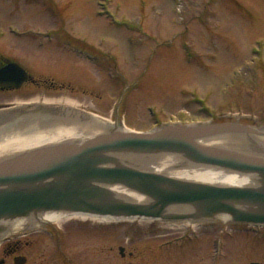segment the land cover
Masks as SVG:
<instances>
[{"label":"rangeland","instance_id":"374dc122","mask_svg":"<svg viewBox=\"0 0 264 264\" xmlns=\"http://www.w3.org/2000/svg\"><path fill=\"white\" fill-rule=\"evenodd\" d=\"M0 55L38 83L0 93V109L51 104L55 114L70 103L139 131L212 117L264 123V0H0ZM130 68L118 80L115 70ZM52 224L60 239L40 224L30 264H264V226L91 216Z\"/></svg>","mask_w":264,"mask_h":264},{"label":"water","instance_id":"95a60500","mask_svg":"<svg viewBox=\"0 0 264 264\" xmlns=\"http://www.w3.org/2000/svg\"><path fill=\"white\" fill-rule=\"evenodd\" d=\"M27 78L17 63L0 68L1 88H19ZM36 107L32 111L23 107L0 111V129L12 128L16 121L11 119L16 117L22 118L23 127L34 129L45 106ZM57 108L61 113L64 110L82 115L84 125L75 128L83 138L23 149L0 158V234L4 230L2 221L31 220L58 210L117 220L195 223L224 215L234 223L264 225V124L248 125L236 120L165 123L135 131L115 119L114 125L105 129L107 122L94 114L70 106ZM28 119L33 121L26 124ZM89 128L95 133L91 134ZM203 140H222L225 145L206 144ZM158 152L184 158L190 165H209L247 175L253 183L213 185L121 161L126 156ZM110 186H122L143 199L118 198ZM118 249L124 253V247ZM18 259L16 264H20Z\"/></svg>","mask_w":264,"mask_h":264},{"label":"bare ground","instance_id":"6f19581e","mask_svg":"<svg viewBox=\"0 0 264 264\" xmlns=\"http://www.w3.org/2000/svg\"><path fill=\"white\" fill-rule=\"evenodd\" d=\"M35 105V104H34ZM66 107L72 106L70 103H64ZM54 107L53 105H48L44 107L45 110H49V108ZM56 110V109H54ZM61 112H46L52 114V122H43L34 129H30L26 126H17L18 123H14L15 125L12 128H8L2 132H0V158L12 153L18 152L23 149H31L35 147H39L45 144L56 143L60 141H79L83 138V136L79 135L80 131L77 126L84 125V121L82 115L78 116L70 111H62ZM45 121V118L39 116V120ZM48 118V116L46 117ZM19 118H12V121H17ZM30 121H33L31 119ZM107 125L105 129L108 127H112L114 122L106 121ZM28 121H26V124ZM65 123H72L71 127H65ZM21 124H25L22 122ZM73 127V128H72ZM104 129V130H105ZM89 132L94 134L93 128H89ZM202 142L206 144L220 145L224 146V142L222 140H203ZM129 157V159H128ZM126 156L125 158H121L123 162L132 163L135 166L143 168L145 170H150L154 172H159L162 174H166L171 177L179 178V179H187L192 181H198L203 183H209L213 185L220 186H244L251 185L253 183L252 179L247 175H242L240 173L232 172L229 170H225L219 167L209 166V165H190L187 164V160L181 157H178L174 154L167 153H153L147 155H136V156ZM129 160V161H128ZM109 189L112 190V193L118 198L127 199V200H142L143 198L138 194L125 189L122 186H110ZM175 210H181L180 207H175ZM88 216L82 213L69 212L64 210L58 211H48L40 215L36 218L35 223H53L60 220H64L67 218L73 217H85ZM99 220L108 219L106 217H96ZM217 219L221 221H226L227 216L220 215ZM28 219L23 218H13L6 221H2V225L4 230L1 232L0 237L9 235L16 230H18ZM184 224V223H182Z\"/></svg>","mask_w":264,"mask_h":264},{"label":"flooded vegetation","instance_id":"af4514ba","mask_svg":"<svg viewBox=\"0 0 264 264\" xmlns=\"http://www.w3.org/2000/svg\"><path fill=\"white\" fill-rule=\"evenodd\" d=\"M68 37V36H67ZM81 44H83V46H89V45H87L86 43H84V41L83 42H81ZM74 48L72 49V51L74 52ZM103 53H104V56L103 57H105L106 55H108V53L107 52H104V51H102ZM101 52V53H102ZM87 54H88V56H90L91 54H89L88 52H87ZM103 55V54H102ZM87 55H86V57H88ZM102 57V58H103ZM107 58H110L109 56H107ZM112 58V60H111V63L112 64H114L115 63V61H114V57L112 56L111 57ZM122 59H124L125 61H126V57H122ZM130 61V62H129ZM10 62H17V61H11V60H9V59H7L6 57H4L3 55H0V68L1 67H3L4 65H6V64H8V63H10ZM128 63H132L133 61H131V60H128L127 61ZM18 63V62H17ZM19 64V63H18ZM20 65V64H19ZM102 68H105L104 66H102ZM25 69V68H24ZM26 70V69H25ZM26 72H27V70H26ZM115 73L117 74V78H118V80L119 79H121V80H126V76H128L129 78H130V75H131V68H130V71H129V73H122V72H119V71H117V70H115ZM27 74H28V79L25 81V82H23L22 83V85H21V87H23V85L24 84H34V85H37L38 83H37V81H35L30 75H29V73L27 72ZM143 83V82H142ZM21 87H19V88H21ZM18 88V89H19ZM11 90H15V89H6V88H1L0 87V93H5V92H8V91H11ZM127 100V99H126ZM125 100V101H126ZM30 107H32V108H30V107H26L25 109L27 110V111H32L33 109H35V105H29ZM121 107H122V103H121V105L119 104V102H117V109H115V110H117V111H121ZM119 117V116H118ZM228 118V117H227ZM105 119V118H104ZM115 119H117V116H115L114 117V120L113 121H115ZM211 120H215V121H219V120H221L222 118H220L219 119V117H217V118H210ZM106 120H108V119H106ZM244 120H246V121H251V123L252 124H258V123H260L261 121H257V120H255L254 118H248V119H246V118H244ZM19 121L20 122H22V118H20L19 119ZM110 121V120H109ZM112 121V122H113ZM16 123H18L17 121H16ZM261 124H264V123H261ZM15 124H13V126H14ZM6 129H8L7 128V126H6V128H5V126L4 127H2L1 129H0V132H2V131H4V130H6ZM53 223H56V222H53ZM32 222H31V220L30 221H26L19 229H20V231L16 234V235H13V236H10V237H6L5 239H3L2 240V242L0 243V264H16L15 263V260H16V257H18L19 259V262H20V264H30V260H31V253H30V251H29V248L31 247V245H32V243H33V239H32V235H34V233L36 232V230L38 229V227L37 228H32L31 226H32ZM48 227L47 229L46 228H44V229H42V230H45L46 232H45V234L46 235H51V236H55V235H57L58 237H59V239H60V235H62V232H60L58 229V227H56V226H54L53 224H52V222L51 223H45V227ZM58 226V225H57ZM40 227V226H39ZM58 228V229H57ZM119 255L122 257V258H124L125 257V251H124V253L123 254H121L120 252H119ZM132 255H133V253L132 252H129L128 253V256L130 257H132Z\"/></svg>","mask_w":264,"mask_h":264}]
</instances>
